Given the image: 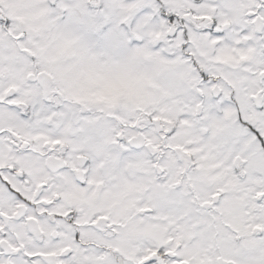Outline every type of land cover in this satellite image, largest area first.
<instances>
[{"label": "snow or ice", "instance_id": "1", "mask_svg": "<svg viewBox=\"0 0 264 264\" xmlns=\"http://www.w3.org/2000/svg\"><path fill=\"white\" fill-rule=\"evenodd\" d=\"M0 264H264V0H0Z\"/></svg>", "mask_w": 264, "mask_h": 264}]
</instances>
